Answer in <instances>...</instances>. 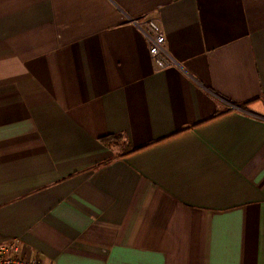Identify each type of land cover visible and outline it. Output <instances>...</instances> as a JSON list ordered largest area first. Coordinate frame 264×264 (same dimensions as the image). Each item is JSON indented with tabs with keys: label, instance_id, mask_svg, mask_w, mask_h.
I'll list each match as a JSON object with an SVG mask.
<instances>
[{
	"label": "crops",
	"instance_id": "0c3cea01",
	"mask_svg": "<svg viewBox=\"0 0 264 264\" xmlns=\"http://www.w3.org/2000/svg\"><path fill=\"white\" fill-rule=\"evenodd\" d=\"M263 100L264 0H0V244L264 264ZM119 134L140 150L100 142Z\"/></svg>",
	"mask_w": 264,
	"mask_h": 264
},
{
	"label": "built area",
	"instance_id": "2783aa9c",
	"mask_svg": "<svg viewBox=\"0 0 264 264\" xmlns=\"http://www.w3.org/2000/svg\"><path fill=\"white\" fill-rule=\"evenodd\" d=\"M147 32L150 46V54L159 69L169 67V53L166 47V37L162 28L155 22H147L140 25ZM0 264H49L40 259L24 256L18 242H6L0 244Z\"/></svg>",
	"mask_w": 264,
	"mask_h": 264
},
{
	"label": "trees",
	"instance_id": "16d2710c",
	"mask_svg": "<svg viewBox=\"0 0 264 264\" xmlns=\"http://www.w3.org/2000/svg\"><path fill=\"white\" fill-rule=\"evenodd\" d=\"M100 142L105 147L117 150L119 153L118 154L119 157H125V156L132 154L135 151L140 150V149H133V148L129 147L124 136H122L121 134L106 136V137L102 138L100 140Z\"/></svg>",
	"mask_w": 264,
	"mask_h": 264
}]
</instances>
